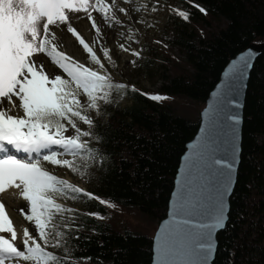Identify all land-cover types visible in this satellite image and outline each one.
Segmentation results:
<instances>
[{"label": "trees", "instance_id": "trees-1", "mask_svg": "<svg viewBox=\"0 0 264 264\" xmlns=\"http://www.w3.org/2000/svg\"><path fill=\"white\" fill-rule=\"evenodd\" d=\"M183 7L170 11L164 29L182 68L171 72L167 65L173 60L163 58L156 92L129 93L130 106H108L88 128L93 135L84 150L101 166L94 192L81 194L96 199L74 215L71 230L77 234L69 253L53 254L49 264L151 263L156 226L166 215L180 158L199 125V115L184 116L174 102L203 108L228 61L248 45L264 43V0H183ZM160 46L146 45V68ZM152 95L160 99L153 101ZM243 119L237 180L213 264H264V50L250 73ZM109 205L134 210L155 229L116 228Z\"/></svg>", "mask_w": 264, "mask_h": 264}, {"label": "snow or ice", "instance_id": "snow-or-ice-1", "mask_svg": "<svg viewBox=\"0 0 264 264\" xmlns=\"http://www.w3.org/2000/svg\"><path fill=\"white\" fill-rule=\"evenodd\" d=\"M8 2L9 0H0V8ZM44 3L47 6L54 3V0H44ZM200 10L205 11L202 8ZM7 11L8 14L12 15L13 23L7 32L0 31V98H5L11 102L13 97H17L19 108L23 111V117H14L9 115L7 110H0V185L6 184L9 188L19 186V189H22V198L28 204L27 213H24L22 209V214L28 221L34 220L38 234L43 236L44 233L39 230L44 228L45 218L52 219L53 209L56 212L61 211L60 204L54 203L53 200L54 196L63 191V188L59 186L71 189L73 193L81 192L79 187H73L65 180L58 179L43 167L45 162H50L53 166H69L73 172L76 171L68 159H58L57 157L61 152L75 153L77 150L85 149L87 145L78 141L81 140V137L89 138L93 135L91 131H82L77 127L74 120V118H78L79 121L89 127L94 123L87 115L83 114V105L78 100L81 90L89 108L97 109L100 102L111 103V96L115 95L116 92L110 93L108 90L124 89L125 85L109 83L107 75H101L84 66V64L71 60L64 52L58 51L56 46H52V49L49 50L47 47L48 39L45 38L43 43L38 39L41 34L39 27L35 33V40H33V32L31 31L33 24L44 25L48 19L47 16H40L37 13L32 23L25 24L24 22H16L11 8ZM56 24L57 21L47 23L43 33L48 34L50 26ZM121 47L123 48V45ZM83 51L88 54L93 64L99 65L101 68L104 67L95 53L84 49ZM102 51L106 60L111 59L108 49ZM35 54H46L66 78L56 74L54 79H50L42 68L37 69L33 63ZM132 55L138 56L139 53L133 52ZM255 55L249 49L231 62L225 72L224 81L218 86V91L213 94V99L204 112V116L209 117V119L205 120L202 135L193 144V150L201 148V142L206 140V136L211 135L216 126V121L210 119L213 113L240 107L238 103L240 90L246 88L245 82L253 67ZM72 85L75 87L73 88ZM149 98L153 101L160 99L156 95ZM226 118L230 122L229 135L232 138V151L235 154L236 126L240 123V117L238 114H230ZM62 121H67L71 125V129L76 133L75 136L65 134L69 129ZM204 147L209 151L212 149L210 143H205ZM197 155L204 156L206 153L194 151L185 157L184 166L178 177L179 191L176 194L178 200L181 198V192L192 183V181H186L184 173L192 167V162ZM215 164L226 168L228 171L220 174V180L215 188L216 195L209 197V202L202 204L200 209L193 207L192 211L194 213L198 211L199 214L205 216H214V223L205 227L222 229L224 227L223 197L230 190L231 172L234 169L233 164L225 160H215ZM201 179L206 181L208 178L202 173ZM4 191L5 187L0 193ZM209 191L211 189L207 187V184L201 183L197 194L202 196ZM90 198L96 199L91 194ZM99 203L105 204L106 202L100 199ZM176 207V205L173 206L174 211L171 213L173 217L176 215ZM0 209L3 210L5 217V207L2 203H0ZM169 223L189 224L190 221H175L173 219L161 226L157 239L158 251L163 257L172 255L175 246V241L167 239L170 231ZM176 231L179 232V229ZM24 232L27 233L24 235L25 240L23 241L27 253L41 254L39 246H29V233L27 230ZM2 233H11L12 241L17 239L11 223L6 219L5 223L0 224V264H5L7 258H22L25 261L33 258V256L14 246ZM210 235L211 231L206 234H186L188 254L193 257L206 258V254L211 251V244L206 246L200 240ZM165 264H205V260H166Z\"/></svg>", "mask_w": 264, "mask_h": 264}, {"label": "rangeland", "instance_id": "rangeland-1", "mask_svg": "<svg viewBox=\"0 0 264 264\" xmlns=\"http://www.w3.org/2000/svg\"><path fill=\"white\" fill-rule=\"evenodd\" d=\"M77 1L78 2H76V0H67V5L65 4L66 9L61 12L62 14L60 17L64 18L65 16L69 15L72 10H75L76 12L77 9L83 11L84 13L88 7L90 8V12H92V16H94V12L100 8V3H98L97 7H95V4L98 2V0ZM112 1L115 3L117 11L119 12L117 15L113 11V14L116 15L115 19L118 20L113 32H117L120 36L122 35V41L119 38L120 43L122 42V45L126 46L127 48L125 49L124 47L122 48L121 46L119 47L116 45H114L113 48V45H110L107 37L104 43L96 41L92 49L81 45L78 48L76 47V51L87 55L86 67L93 71H97L101 75H107L109 77V83L123 84L125 85V88L119 90H108L110 93L116 92L115 95L111 96V103L104 104L100 102L97 109L89 108L88 102L83 94V91L81 90L78 100L83 105V114L87 115L91 120L101 119L103 116V111L110 105L115 108H124L130 106L131 98L129 97V93L131 92L138 90L148 93L156 92L160 86L159 76L162 72L161 68L163 67V58L167 57L170 60H173L170 65H167L171 72L178 70V68H182V66H180L181 62L179 63L178 61L179 57L177 50L171 49L169 44H167L171 41V35L166 33L164 29L166 20L171 10H184L183 0ZM87 16H89V14ZM87 16L84 17V22L86 23L87 21L89 26L88 30L90 31V24L92 25L94 18L92 19ZM61 18L59 19L61 20ZM123 19H125V21ZM10 21L11 20L7 16L3 17L0 13V31L7 32L13 22ZM44 29L45 27L43 25V31ZM71 29L69 30L66 27H59L58 30L52 31L50 35L52 38L56 36L55 38L57 39L63 38V40L67 39L70 41L72 37ZM55 31H59L60 36L62 37H59L57 34L58 32ZM80 37L82 38V36ZM38 39H40L42 43L44 42L42 35H40ZM156 42L158 45L162 46H160V49L157 51L155 56L151 58L150 61L152 63L148 69L145 66L147 63L149 64V55L146 51V45L153 43L156 44ZM54 46L60 50V46ZM83 49L89 52H94L104 67L101 68L99 65L93 64L90 57L83 51ZM104 49H108L111 59L106 60L104 58L102 51ZM133 52H137L139 55L133 56ZM59 74L64 77L62 72ZM72 87L74 88L75 85H72ZM12 101H15V99L12 98ZM8 103L9 101L7 99H0V109L7 108ZM174 103L176 108L178 107L177 109L179 113H182L184 116L189 117L190 119L196 118L203 109L199 105L189 104L187 102L184 103L181 101H175ZM21 113L23 114L22 110ZM74 120L77 124V127H79L82 131H88V125H85L82 121H79L78 118H74ZM62 122L65 123V126L69 129V131L65 134L68 136H75L76 133L71 129V125L68 124L67 121ZM86 140L87 138L81 137V140L78 142L87 143ZM57 158L68 159L72 166L75 167L76 171L73 172L72 168L69 166H53L50 162H45L43 164L45 170H47L50 174L55 175L58 179L65 180L73 187H79L82 193H88L89 191L94 192L96 186L94 183L95 174L98 168L101 166V161L97 158L94 159V154L88 153L84 149H81L77 150L75 153L67 152L65 154L59 155ZM59 187L63 188V191L54 196L53 200L54 203L60 204L61 211L56 212L55 209H53L52 219L49 220L45 218V226L43 229L39 230L44 233L43 236L38 234L34 220L28 221L25 218V215L22 214V209L24 213H27L28 204L23 200V198H21V200L25 202L24 206H22L18 212H14L13 216L16 218L19 228L23 230V236L27 234L24 231H28L30 236L29 246H39L41 249V254L34 255L27 253V249L24 246L23 240L17 238L16 241H13V244L15 243L20 250L25 251L26 254L33 256V258L29 259L28 261H25L22 258L11 259L10 262H5L6 264H49L53 254L66 255L69 253L71 247L70 240L71 238H75L76 236L74 235L77 234L71 230V223L74 215L78 212H84L85 210L89 209L92 205V200L89 197L82 195L81 192L73 193L71 189H68L64 186ZM3 188L4 187L2 186L0 191H3ZM4 205L6 207L5 203ZM91 209L94 211L93 208ZM106 211L110 221L116 226V228H118V226L119 228L127 227L132 230L146 228L151 232H153L155 229L154 224H146V219L136 214L134 210H123L113 205H109L106 208ZM0 219L3 222L4 218L2 214H0ZM4 237L6 239L12 240L11 233H4ZM19 244H21V246H19ZM18 259L20 260L18 261Z\"/></svg>", "mask_w": 264, "mask_h": 264}, {"label": "water", "instance_id": "water-1", "mask_svg": "<svg viewBox=\"0 0 264 264\" xmlns=\"http://www.w3.org/2000/svg\"><path fill=\"white\" fill-rule=\"evenodd\" d=\"M251 49L256 55L253 60V66L255 61L260 57L262 51L264 50V43H252L248 45L244 50L236 54L232 57L224 69L222 70L219 80L214 86V88L209 93L205 105L199 114V125L198 129L194 135V137L186 144L185 151L180 158V162L178 165V169L173 181V189L169 197L167 212L165 217L159 222L157 225L156 231L152 238V258L150 264H165V261L172 260H188V259H202L205 260V264H213L216 250H217V235L224 230L226 223L228 221V213H229V200L233 193L236 180L238 168L240 165L241 158V144H242V128H243V118H244V104L245 97L247 92V86L249 82V77L252 69L250 70L249 77L246 80V88H242L240 90V94L238 97V103L240 104L239 108H229L224 112H215L212 114L210 119L216 121V126L214 127L210 136H206V140L201 142V148L197 150H193L192 146L195 144L198 139L202 135V128L204 127L205 120L209 119V117L204 116L205 110L209 107L210 101L213 99V94L218 91V86L225 79V72L228 70L231 62L239 57V55L246 53L247 50ZM253 68V67H252ZM234 98V97H232ZM230 114H238L240 117V123L236 126V140L235 146L236 151L233 154L232 151V138L229 135L230 132V122L227 120V115ZM205 143H210L212 145L211 151L204 147ZM197 153H206V155L201 156L197 155L196 158L192 162V167L189 168L185 173L186 181H192L191 184L188 185V188L181 192V198L177 199V192L179 191L178 187V177L181 174V169L184 166L185 157L190 152ZM225 160L229 163L233 164V171L231 172L230 178V190L224 194L223 197V216H224V227L222 229H209L205 227L211 223H214V216H205L199 214V212H193L192 209L195 207L196 209H200L202 204H206L209 202V197H214L216 195L215 188L218 185L220 180V174L227 173V169L221 167L220 165L215 164V160ZM208 179L206 181H202L201 174ZM201 183H206L207 187L211 189V191L206 192L204 195L199 196L198 190L200 189ZM192 189V191H189ZM176 205V215L173 217L171 213L174 211L173 206ZM175 221H190L189 224L184 223H169V234L167 239L175 241V246L173 249V254L168 257L161 256L158 251L159 243H158V233H160L161 226L166 222H170L172 220ZM179 229V232L176 230ZM211 231L210 236H205L200 240L201 243L206 246L211 244V251L206 254L205 257L197 256L193 257L188 254V248L186 244V234H201L208 233ZM163 239V238H162Z\"/></svg>", "mask_w": 264, "mask_h": 264}, {"label": "bare ground", "instance_id": "bare-ground-1", "mask_svg": "<svg viewBox=\"0 0 264 264\" xmlns=\"http://www.w3.org/2000/svg\"><path fill=\"white\" fill-rule=\"evenodd\" d=\"M121 1V0H116ZM76 2H78L76 0ZM98 3H100V8L97 9L96 12H94V16H92V12H90V8L88 7L86 12L83 13V11H80L77 9L72 10L69 15L65 16L63 19L60 17L61 12L66 9V5L63 6L59 12L58 16L53 15L54 10L56 7L54 6H44L45 9L39 8L38 5L34 0H9L8 3H5L2 8H0V13L2 16H7L12 22V15L8 14V9L11 8L12 14L16 18V22H24L25 24H30L33 22L34 17L37 15V13L40 16H47L48 19L45 21L44 24V31L46 30V25L47 23L50 22H56L57 24L54 26H50V30L48 34H43V25L37 26L33 24V27L31 31L33 32V40H35V33L37 31V27H39L40 35H42V38L45 40L47 38V47L49 50L52 48L54 45L60 46V50L64 52L71 60H74L77 63H82L84 66H86V60H87V55H84L82 52H77L76 47L85 46L89 47L92 49L93 45L95 44L96 41L104 43L106 38L108 37L110 45L116 46H121L122 42L120 43L121 36L118 35L117 32H113L115 29L114 27L117 25L118 20L115 19L116 15L113 14V11L118 15L119 12L117 11L116 5L112 0H98V2L95 4V7H97ZM113 7V10H112ZM106 11V12H105ZM43 12V14H42ZM89 14V16H87ZM91 14V15H90ZM87 16L89 18H94L92 25L90 24L91 30H88V23L84 22V17ZM61 18V20L59 19ZM125 18V17H124ZM125 21V19H123ZM65 21L64 23L60 22ZM129 22V21H128ZM13 23V22H12ZM53 27V28H52ZM59 27H66L67 29L72 30V37L69 40H63L57 39L55 37H51L50 33L54 30H58ZM78 32H76L75 30ZM120 31V30H119ZM58 36H60L59 31ZM90 34V35H89ZM82 36V38L80 37ZM67 38V37H66ZM81 38V39H80ZM120 38V39H119ZM119 39V40H118ZM123 39V37H122ZM121 39V41H122ZM125 39V38H124ZM118 40V41H117ZM76 43V44H75ZM120 43V44H119ZM125 49L127 48L126 46H123ZM130 50V49H128ZM127 50V51H128ZM125 51V50H124ZM94 53V52H93ZM126 55V54H125ZM128 56V55H127ZM39 61V62H37ZM34 65L37 67V69H43L45 74L49 75L50 79H53L56 74L61 73L62 71L58 68V66H55L49 57H47L46 54H35L34 59H33ZM2 99V98H0ZM15 101H11L7 104V108L0 109V110H7L9 115H12L14 117L22 118L23 114L21 113V110L19 108V99L17 97H13ZM65 154V152H61L60 155ZM5 187V191L3 193H0V203L4 205L6 204L5 207V217L3 214V210L0 209V214L3 215V222L0 219V224H3L6 222V219L8 222L11 223L17 238L22 239L23 241L25 240V236H23V233L17 222L16 218L13 216L14 212H18L22 206H24V201L21 200L22 198V189H19V186L17 188L12 187L9 188L8 185H0L1 187ZM4 201V203H3ZM4 235V233H2ZM9 240V239H8ZM10 242L13 243L12 240H9ZM22 243V242H21ZM14 246L16 244L14 243ZM21 246V244H19ZM13 258H7L6 262H10V260ZM20 259H18L19 261ZM17 262V261H16ZM6 264V263H5ZM10 264V263H9Z\"/></svg>", "mask_w": 264, "mask_h": 264}]
</instances>
